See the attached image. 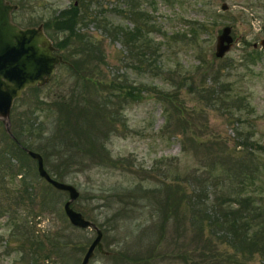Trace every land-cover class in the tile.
Returning <instances> with one entry per match:
<instances>
[{
    "label": "trees",
    "instance_id": "obj_1",
    "mask_svg": "<svg viewBox=\"0 0 264 264\" xmlns=\"http://www.w3.org/2000/svg\"><path fill=\"white\" fill-rule=\"evenodd\" d=\"M85 1L87 0L72 2L43 21L44 29L54 40L55 47L63 51L65 61L62 65L75 76L73 84H70L67 92L56 94L49 102L37 98L35 109H27L20 115L15 106H12L11 131L16 139L4 127L1 128L0 217L6 215L7 234L0 235V239L4 237L5 245L11 244V251L15 253L14 264H45L46 261L50 264H67L68 256L74 255L78 260L76 252L83 249L84 243L65 232L66 228L80 227L73 226L68 221L63 207L61 209L56 206L61 200L59 193L64 191L58 190V193L44 179L47 187L37 190L34 182L40 176L34 166L26 165V158H32L21 145L38 150L47 170L61 180L91 163L97 166H117L130 159L113 157L106 142L115 133L117 121L122 116V104H115L129 102L139 93L133 92L134 86L129 85L125 77L115 74L103 94L91 81V75L79 73L82 66H91V58H95L96 65L99 66L104 55L102 40L82 28L89 21H95L97 25L102 20L105 21L104 32L112 39L121 41L133 58L130 61L133 67L152 64L151 60L155 57L153 54H156L159 45L151 37L152 24L147 8L141 7L143 0H115V11L125 17L134 16L136 21L132 28L122 22H111L105 17L99 20L98 15L92 11L82 13L81 5ZM88 1L87 7L93 0ZM17 4H22V1L18 0ZM14 11L13 20L17 19ZM31 22V25L36 24L33 20ZM205 24L204 20L193 22L189 32L173 31L169 38L182 41L188 35L186 42L195 43ZM55 32L62 33L61 37L54 36ZM262 53V50L253 48L248 55L256 60ZM125 57L121 59L124 61ZM207 63L208 68L212 69V61ZM84 70L90 72L93 69L87 67ZM80 79L83 81L82 85ZM40 88V85H35L25 91ZM203 90L202 88L200 95L223 112L236 113L244 102L243 96L229 89ZM159 93L161 100L165 101V121L168 123L174 119L182 128H187L190 120L183 114L185 109L182 104L178 101L174 104L171 99L177 98L167 92ZM167 100L170 105L168 102L166 104ZM37 110L51 112L49 131H44L43 126L35 130L32 115ZM0 124L2 125L1 121ZM35 135L39 141L36 145L30 140ZM188 144L196 148L199 141L193 132L187 134L184 131L183 151L189 152L191 147ZM256 146L264 149V145L259 143ZM221 152L210 156L209 167H198L189 172L191 180L186 185L181 183L177 172L172 180L160 178L159 184L144 182L147 178L145 176L140 177L137 182L115 185L107 190L104 203L99 205L101 210L88 218L101 227L103 235L108 230L115 232L116 245L119 246L111 254L115 260L125 264H154L166 222L181 212L188 216L195 236L202 237L205 247L211 251V256L218 264H249L255 256L264 261V180L259 160L256 162L253 154H247L250 159L248 166L244 158L235 159ZM49 158L54 159L55 171L47 167ZM177 159L178 156H172L165 165H170L172 160ZM131 162L132 158L128 164ZM237 164L240 166L237 167ZM17 175H20L18 183L13 184V178ZM166 175L167 173L164 174ZM73 205L84 214L80 205H76V202ZM47 210L56 211L62 217L64 226L40 231L29 223L31 215H40ZM143 245L146 246L143 248ZM9 251L8 249L6 252Z\"/></svg>",
    "mask_w": 264,
    "mask_h": 264
},
{
    "label": "rangeland",
    "instance_id": "obj_2",
    "mask_svg": "<svg viewBox=\"0 0 264 264\" xmlns=\"http://www.w3.org/2000/svg\"><path fill=\"white\" fill-rule=\"evenodd\" d=\"M9 1L18 3V0ZM21 1L22 4H17L14 9L17 17L14 21L21 26L31 25L32 20L36 23L33 25L40 23L43 25V21L59 9L69 6L72 2H78V0ZM87 2L89 1L81 5L82 13L92 11L98 15L99 20L105 17L114 23L122 22L129 28L135 24L134 16L125 17L113 9L115 0H93L89 7ZM222 2L227 4L226 9L221 8ZM141 4L142 8L148 10L152 24L151 37L159 45L156 52L158 56L153 54L156 61L153 58L150 65L131 66L130 61L133 58L129 51L124 48L120 40H114L104 32L105 21L102 20L100 25L95 21H89L82 28L83 31L102 40L104 55L103 62H100L99 66L96 65V59L91 58L89 63L91 66H82L79 73L91 75V81L103 94L115 74L125 77L126 82L134 86L133 92L139 93L129 102L121 101L120 104H115V106L122 104L120 112L122 116L117 121L115 133L106 142L113 157H130L128 162L126 159L123 164L117 166H97L91 163L76 172L69 173L64 179L79 189L80 194L74 203L82 207L86 217L101 210L99 205L104 203L107 190L112 186L137 182L140 177L145 176L147 178L144 182L150 185L153 182L159 184L160 178L172 180L177 172L180 174L178 178L181 183L186 185L191 180L189 172L198 167H200L198 169L209 167L210 156L221 151L235 159L244 158L248 166L250 159L247 154L248 156L249 153L253 154L256 162L259 160L260 170L263 171L261 177L264 180V149L256 146L257 143L264 145V50L252 45L253 42L264 37V0H178L177 2L143 0ZM201 20L206 22L205 28L200 31L195 43L186 42L189 39L188 35L182 41L169 38L173 31L189 32L190 25ZM227 24L231 26L233 43L224 56L217 58L214 54L216 36L222 26ZM61 35L62 33H54V36L61 37ZM55 48L59 53H63L62 50ZM253 48L263 51L261 57L256 60L248 55ZM124 56L126 57L123 61L121 58ZM211 61L212 69H209L207 62L210 64ZM62 64L63 62L57 65L54 75L40 85V89L28 92L24 90L14 101L13 106L16 111L18 110L19 115L27 109H35L37 98L49 102L56 94L68 91L75 76H72L70 70ZM87 67L93 70L85 71L84 68ZM82 79H80L81 85ZM202 88L204 92L224 88L243 96L244 102L240 111L237 110L233 114L221 111L217 105H212L200 95ZM160 91L176 97L177 100L170 98L174 104H177V101L182 104L185 109L183 114L190 120L187 128L185 126L182 128V125L174 119L168 123L165 121V101L161 100ZM167 102L170 105L168 100L166 104ZM32 117L33 122L35 121V130L43 126L44 131H49L51 125L49 110H37ZM2 127H4L3 122L2 125L0 124V136ZM184 131L187 134L193 132L199 141L196 148L188 144L191 147L189 152L182 150ZM30 140L34 145L39 144L36 135ZM242 141L244 143H241ZM172 156H178L179 159L172 160L170 165H165ZM131 158L133 162L128 164ZM53 162L54 159L49 158L47 167L55 171ZM25 163L27 166L31 164L36 170L33 159L26 158ZM166 173L167 175L164 176ZM19 176L13 178V184L18 183ZM34 183L37 190L47 187V183L41 177ZM59 194L61 200L56 206L62 209L68 195L66 192ZM29 220V223L40 231L64 226L62 217L56 211L47 210L40 215H31ZM5 222L6 215H3L0 217V235L4 234V236L7 234ZM165 226L163 235L159 239L157 248L159 254L156 255L154 264H218L211 256V251L205 247L202 237L195 236L185 213L180 212L178 216L170 217ZM65 232L76 240L84 241L83 249L76 252L77 261L74 255L66 258L67 264H79L95 231L91 228L69 227ZM116 239L115 232L108 230L106 234L104 233L102 243L108 253H99L95 250L90 264H125L115 260L111 255L113 251L119 249ZM146 245H143V248ZM8 249L10 251L6 252ZM14 259L15 253L11 251V244L5 245L3 237L0 239V264H14ZM46 262L45 264H50ZM249 264H264V261L255 256Z\"/></svg>",
    "mask_w": 264,
    "mask_h": 264
},
{
    "label": "water",
    "instance_id": "obj_3",
    "mask_svg": "<svg viewBox=\"0 0 264 264\" xmlns=\"http://www.w3.org/2000/svg\"><path fill=\"white\" fill-rule=\"evenodd\" d=\"M16 7V3L0 0V120L5 131L14 139L16 137L11 131L10 121L14 100L28 87L47 82L54 75L57 65L65 61L41 23L21 26L12 19V11ZM221 8L226 9L227 4L222 2ZM232 43L231 26H222L216 36L215 56H224ZM252 45L264 50V37ZM21 146L35 160L38 175L56 190L67 193L62 207L68 221L76 227L95 231L79 264H88L95 250L107 253L102 243L101 227L73 205L80 194L79 189L73 183L53 176L45 167L43 156L38 150Z\"/></svg>",
    "mask_w": 264,
    "mask_h": 264
}]
</instances>
